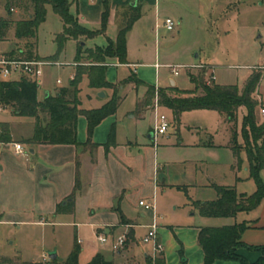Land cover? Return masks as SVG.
Listing matches in <instances>:
<instances>
[{
  "label": "rangeland",
  "instance_id": "obj_1",
  "mask_svg": "<svg viewBox=\"0 0 264 264\" xmlns=\"http://www.w3.org/2000/svg\"><path fill=\"white\" fill-rule=\"evenodd\" d=\"M21 4L26 6L27 9L25 12L22 10V14L25 17L28 13L32 12L31 2L30 0H22ZM159 7L160 15L157 21L159 23V30L157 33H155V30H151L154 18L153 9L145 7V12L148 15L141 22L135 24L130 34L127 35L129 39L130 60H138L144 63L136 67L138 76L140 77L142 75L149 82L156 81L155 70L150 65L156 59L159 63L169 65L183 64L189 66L194 63H200L209 65V68L205 69V79L208 78L209 74H214V79H212L213 83L234 85L241 92L251 68L260 63L264 57V0H159ZM46 10V18L37 29L34 53L36 54L37 50L38 58L58 61L62 64L43 66L42 75L39 80V84L41 83L40 93L45 87L49 88L56 84L57 79L61 81V84H57V86L64 84L68 86L71 81L70 71L72 68L75 71L77 65L89 64L86 59H82L79 62L75 61L78 42L74 39L66 40L62 49H58L56 35L61 31L62 21L50 5L46 7ZM130 10L131 7L128 6L118 11L119 26L123 24L124 15L129 13ZM71 11L74 14V11ZM138 12L141 14L142 11L138 9ZM166 17L171 18L175 23L171 31H166L162 27L163 20ZM117 31V27L109 26L103 33H98L92 38L83 40L81 44L83 42L85 48L94 46L95 44L100 46L105 45L107 38L115 40ZM24 44V40H19L13 49L24 47ZM0 50L4 51L1 46ZM73 61L77 63L75 66H71ZM115 64H108L107 67L115 66ZM212 65L214 66L213 68ZM134 69L133 66L130 69L126 66H118L113 69V72L118 79L124 81L129 75H135ZM202 70L200 68H181L178 70L179 74L174 76L169 72L171 68L160 67L158 69V78L160 82L163 80L167 82V77L171 76L178 82L180 87L190 88L194 85L188 80L189 75L193 74L199 77ZM253 70H259L261 73L264 71L261 68H254ZM72 75L74 76V73ZM166 86H169V84H166ZM80 87L81 90L85 88V86L83 88L82 83H79ZM59 88L55 87L51 89L48 97H53ZM157 89L158 87L155 86V90ZM101 90H104L106 95L111 97L112 91L108 89ZM147 92V88H141L140 95H143L140 97H144ZM260 92L264 97V73L260 81ZM135 98L136 94L133 91L127 92L126 98L117 110L118 118L123 117L127 111L134 109ZM153 99L155 101V98ZM37 100L38 102H43L44 96L37 97ZM78 108L83 107L80 105ZM260 108H264V105H260L259 103L256 107V112L261 122L264 116L260 114ZM9 111L11 109L5 107L2 112L7 113ZM160 114H164L169 121L166 134L158 135L155 138V147L157 148L158 154L157 162L161 166L163 163L174 162V164L178 165V168L182 167V169L185 168L187 170L195 169L196 179L199 180L203 178L202 173L199 175V169L205 171V168L201 164L194 168L193 165L192 167L182 166L181 163L184 164L183 162L186 160L196 163L203 159L208 163L206 168H211L212 170L207 174L213 182L234 187L237 193H246L248 195L255 191V181L244 170V167L247 166L245 151H241V165L235 175L230 171L229 161L231 157L227 151H206L205 153L204 150H199L197 147L190 145L181 146L179 144L180 142H198L199 138L204 139V130L214 134V141L220 142L224 136L221 132L214 133L219 127V115L217 112L208 109H192L182 112L176 120L173 111L165 106L157 107L156 110L148 109L143 113L142 118L135 119L129 123L135 130L136 140L138 142H150L147 137L148 131L155 127V117ZM245 114L246 108L240 106L237 111L238 124H241ZM0 115H2L1 112ZM26 119L24 118L23 122H21L23 124H21L19 123L21 119L14 116L9 118L14 123L13 128L19 131L14 134L13 140L24 143L25 139L30 136L29 132L27 133L29 130L27 127L29 128L32 125L33 131L35 119L34 117L30 118L31 121L28 118ZM39 119L44 125L48 121L46 112L39 111ZM26 121L30 122L26 123ZM128 122L129 119L127 120ZM187 125L191 126L187 127ZM194 126L202 128V131H198V133L194 132L191 135L187 132V129L192 130L195 128ZM26 150L28 155H30L29 150ZM177 167L174 168L177 169ZM259 175L264 186V168L260 171ZM177 179V182H180L183 178L178 174ZM125 191V195H133L129 197L130 202L126 201V199L122 200L124 208L127 209V212L131 216H136L137 208L133 204L137 203L138 199H154L157 213L164 217L163 220L160 219L158 221L157 243L162 245L158 237L162 227L180 226L185 229L184 234L182 233L181 237H179L184 240L183 246L177 242L173 231L170 235L169 233L167 234L168 264H189V261L193 260L194 250L191 247V231L194 226L198 224L219 223L229 221L226 219H230L207 218L199 214L198 209L189 197L193 196L194 193L197 195H207L210 193L209 190L204 193L201 190H192L190 187L188 190L177 187L166 189L161 187L156 188L152 177L145 174L143 177H138L137 182ZM235 216L237 223L244 222L250 225L253 222L261 223L264 217V199L255 208L247 211H239ZM84 221L85 219H80V222ZM150 221L151 217L148 215L144 221L139 222L149 223ZM75 229L74 225L69 224L55 226L33 225L22 229L12 225L0 226V254L22 256L25 262L23 264H47L51 260L49 258L50 248L56 246L60 254L66 252L73 243L74 235H76ZM248 229H251V226L246 228L245 231H248ZM259 229L261 230L258 232L255 230L250 231L254 240H262L264 237L262 234L264 233V227ZM146 231L147 228L140 227L136 228L135 233L139 237ZM123 234L125 235V233ZM78 237L82 239V245L98 244L94 231L88 225L78 226ZM141 244L151 247V243H147L146 245L144 243ZM242 249L249 252L250 255L254 254L253 257H249L251 258L250 260L246 258L248 257L247 255L244 256V254L238 251L248 261H253L257 258V251L248 249L247 247H240L238 250L242 251ZM163 252L164 247L162 245V250L157 254ZM191 254L192 256H189ZM42 255H45L48 261H43L41 258ZM150 258H152V255H150ZM235 261L239 262L238 260Z\"/></svg>",
  "mask_w": 264,
  "mask_h": 264
},
{
  "label": "crops",
  "instance_id": "obj_2",
  "mask_svg": "<svg viewBox=\"0 0 264 264\" xmlns=\"http://www.w3.org/2000/svg\"><path fill=\"white\" fill-rule=\"evenodd\" d=\"M7 1L10 0H0V18H6L10 21L9 27L6 31V36L0 40V46L6 52L12 50L14 45L19 42V40L14 37L13 22L24 19L30 15L28 13L27 16L24 17L22 14V10L23 12L27 10L26 6L21 4L22 1H15L16 3L11 5L12 10L7 13L5 7ZM70 3H72L70 6V11H74V15L77 17L79 23L90 29L99 28L101 13L103 10V0H72ZM128 6L131 8H139L142 11L140 17L133 23L132 27L138 22H141V20L148 15L145 12V7H148V9H153L154 18L151 30H155V33L158 32L159 23H157V21L160 15L159 0H108L109 15L106 30L109 26H115L118 29V11ZM162 27L166 31H171L167 30L164 25H162ZM131 29L128 31L127 35L130 34ZM105 35L107 36L106 33ZM128 40L129 39L127 36V62L117 63L112 61L108 63L116 64L115 66L107 67L106 79L111 83L118 84L122 81L121 79L117 78L113 72V69L118 66H126L130 69V67L133 66L135 68V77L142 81L143 84L135 86L133 82H127L123 86H119L121 89L120 93L122 99L115 113L105 117L97 126H95L90 137V143L86 142V119L83 115H79L76 125V139L78 144L39 143L29 146L26 143L20 142L25 149L29 150L28 152H30V155H28V153L25 155L16 154L13 151L12 146L9 144L10 142H3V144L0 145V226L12 225L22 229L24 227L33 225H74L76 228V235L74 236H76L77 242L80 245L78 264H86L91 259V257L98 252L103 254L106 259L112 260L116 264H146L148 258H150L151 255V247L141 244L143 243L141 238L145 233L138 237L135 233V230L136 228L140 227L146 229V225L148 223L139 221H144V219L147 218L148 213L138 206L137 203H135L133 205L137 208L136 216H131L127 212V209L124 208L122 202L123 199H126V201L130 202L129 197L133 195H125L124 193L128 187H132L137 182L138 177H143L145 174L150 175L155 183L156 188L161 187L166 189L177 187L188 190L190 187L192 190H201V192L204 193H206L207 190L210 191V193L207 195H197L194 193L193 196L189 197L192 203L194 201L215 199L217 197V193L214 185H223L213 182L208 177L207 173H210L212 170L211 168H206L208 163L203 159L196 163L193 161L191 162L190 160H186L183 162L184 164L181 163L182 166L192 167L193 165L194 168L201 164L203 168H205V171L199 169V175L201 173L203 174V178H200L199 180L196 179L197 177L195 169L187 170L185 168L182 169L180 166V168H178V165L174 164V162L163 163L161 166V164L157 162L158 154L157 148L155 147V138L158 135H165L167 131L165 133L159 134L154 131V128L149 129L147 137L150 142L141 143L136 140L135 130L131 124L129 125V123L135 119L142 118L143 113L148 109L156 110L157 107H162L158 104L155 106V101L153 99L150 104L144 107L143 111H138L136 104L138 100L143 98L140 97L143 95H140L141 88L146 89V85H152L162 88L171 86L176 87L179 90H189L193 87L182 88L171 76L167 77V82L165 80L160 82L158 78V69L160 67H169L165 66L166 64L159 63L157 59L150 64L155 70L156 81L149 82L145 80L142 75L139 77L136 67L137 65H143L144 63L138 60H130ZM95 46H97V44L88 48H93ZM36 54L38 55L37 50ZM262 60L260 63L251 68L248 76L251 74L252 69L256 68L262 63ZM74 62L75 61L72 63ZM156 63L161 64L162 66L155 67ZM71 66L75 65L71 64ZM70 72L71 79V76H73L72 73L75 71L72 68ZM263 73L264 71L262 72V75ZM17 79H19V76L14 75V77L12 76L10 80ZM58 80L59 79L56 80V84L53 86H50L49 88L45 87L41 93L39 92L41 83L39 84L40 81H38L37 97L39 98L40 96H47L49 91L55 87L67 86L65 84L57 86V84H61L60 80L57 82ZM260 81L253 96L258 100L260 105H264V97L260 92ZM81 83L83 84V88L85 86V90H81V87L79 88V100L81 102L80 105L84 109L100 107L109 100L110 96L108 97L104 90L88 87L86 76H83L80 84ZM166 84H169V86H166ZM108 90L112 91L111 89ZM100 91L104 92L103 97L98 95ZM130 91H133L136 94L134 102L135 107L133 110L127 111L125 115H123L124 118L122 116L121 118H118L117 110L126 98L127 92ZM168 93L173 95L175 92L173 90H168ZM1 113L2 115H0V124L5 123L8 125V129L12 137L11 142L15 141L13 140L14 134L18 133L19 131H16L13 128L14 123L11 122L9 118L14 116L18 119H21L19 121V123H21L23 122L24 118H28L31 121V117L18 116L13 114L12 111ZM217 113L219 115V127L214 133H222L224 137L220 142L214 141V134L203 129L204 139L199 138L198 142H180L179 144H181V146L190 145L197 147L199 150H204L205 153L206 151H227L231 157L229 161L230 171L236 175L241 165L240 154L241 151L244 150L239 151L238 157L233 153L230 147L232 123L226 121L223 114L219 112ZM260 114L264 116V113H261V111ZM256 117L259 120L257 112ZM128 119L129 122L127 123ZM30 121H26V123H29ZM262 121H264V117H262L261 122ZM112 126L115 129L114 141L112 143H108V136ZM190 126L191 125H187V127ZM194 127L195 128L192 130L187 129V132L192 135L194 132L198 133V131H202V128L198 126ZM240 127L241 124H238L237 121L235 130L238 134L240 132ZM27 129H29L27 133L29 132L31 135L32 125L29 128L27 127ZM237 141L242 143L240 134L237 137ZM238 159L240 160L239 164L237 162ZM174 167H177V169ZM244 170L248 172L247 166L244 167ZM178 174L183 178L180 182H177ZM76 177L78 180L77 185ZM67 203H71L70 210H57L59 205L64 206ZM160 216L163 220L164 217L162 215ZM235 217L236 216L207 217L230 219H226L229 221H223L219 223L203 225L198 224L192 228L191 247L194 250V258L192 261H189V264H200L203 260V252L197 243L199 229L204 226L217 227L237 223ZM80 219H85V221L80 222ZM79 225L90 226L94 231L95 239L96 234L101 232L106 234L110 240H114L117 236L125 233L127 235V242L125 243L124 247L116 253L110 250L108 243L101 244L97 239V245H82V239L78 237ZM166 227H162L160 229L161 233L158 237L164 247L163 255L165 257L166 264H168L169 252L167 248V234L169 233L170 235L173 231L175 238H177V242L183 246L184 240L179 237H181L182 233L184 234L185 229L180 226ZM261 227H264V217L261 223L253 222L251 229L243 232L242 240L247 244H264V237L262 240H254L253 235L250 233L252 230L257 232L260 231L261 229L259 228ZM262 234L264 236V233ZM144 244L146 245L147 243ZM72 245L73 243L63 254H60L56 246H52L49 252L54 251L57 254L58 260H64L71 251ZM238 251L241 254H244V256L247 255L248 257L246 258L250 260L251 258L249 257H253L254 255H250L249 252L243 249L242 251ZM258 255L259 253L257 254V257ZM43 256L45 255L41 256L42 260ZM189 256H192V254ZM43 261H48V258ZM23 263L25 262L22 256L0 254V264ZM212 264H239V262L235 260H215Z\"/></svg>",
  "mask_w": 264,
  "mask_h": 264
},
{
  "label": "trees",
  "instance_id": "obj_3",
  "mask_svg": "<svg viewBox=\"0 0 264 264\" xmlns=\"http://www.w3.org/2000/svg\"><path fill=\"white\" fill-rule=\"evenodd\" d=\"M15 1L10 0L5 4L7 13ZM32 12L24 19L13 22L14 37L24 40V47L8 51L11 57L34 59L38 58L34 53L35 38L38 26L46 18V7L51 6L53 11L59 15L62 21V29L56 35L58 49L68 39L78 41L75 61L86 59L88 65H77L70 84L60 87L53 97L45 96L43 102L37 100L38 83L26 77L17 80L0 81V102L9 107L13 114L24 117H34L35 122L31 135L24 143L29 146L34 144H78L76 139V125L79 115L86 119L87 143L95 126L105 117L114 114L121 99L120 85L133 82L135 86L142 83L135 75H129L124 81L114 84L106 79L108 63H126V36L133 23L140 17L139 8H131L124 15L123 24L118 27L115 40L107 38L102 46L85 48L81 41L92 38L98 33H103L107 26L109 8L108 0H103V10L98 29H90L78 22L77 17L70 12L69 0H30ZM10 21L0 18V40L6 36ZM36 55V56H35ZM205 69L200 72L199 77L189 75V81L193 88L179 90L176 87L162 88L146 85L147 93L138 100L137 109L143 111L153 98L158 105L165 106L173 111L177 120L180 114L192 109L215 110L224 115L226 121L232 123L230 147L238 157L240 150H244L247 158V169L249 176L256 183V189L251 194L237 193L234 187L226 185H214L217 197L212 200L194 201L193 204L202 216L207 217H233L239 211H247L255 208L264 199V186L260 178V171L264 168V121L260 122L256 117V107L259 105L254 98V92L262 76L261 71L253 70L248 76L241 92L234 85L218 84L211 82L207 84ZM86 76L88 87L97 89H111L112 94L108 101L97 108H78L81 104L78 93L79 83ZM173 90V95L168 90ZM155 96V97H154ZM240 106L246 108V114L242 118L240 136L242 143L237 141L238 133L235 130L237 123V111ZM39 111L46 112L48 121L43 125L39 119ZM2 125V126H1ZM0 141L11 142L8 125L0 124ZM115 129L112 126L108 136V143L114 141ZM238 164L240 160L238 159ZM76 177V185H77ZM57 210H70L71 203ZM250 224L244 222L222 225L217 227H201L197 235V243L203 252V260L200 264H212L215 260H238L240 264H264V244L248 245L243 242L242 234ZM129 234V233H128ZM129 236V235H128ZM127 237V235H126ZM127 242V238L125 243ZM125 245V244H124ZM124 247V246H123ZM240 247H247L259 253L253 261H248L238 253ZM80 245L74 236L72 249L64 260L51 259L47 264H78ZM86 264H116L108 260L101 253L94 254ZM146 264H166L163 253L148 258Z\"/></svg>",
  "mask_w": 264,
  "mask_h": 264
},
{
  "label": "built area",
  "instance_id": "obj_4",
  "mask_svg": "<svg viewBox=\"0 0 264 264\" xmlns=\"http://www.w3.org/2000/svg\"><path fill=\"white\" fill-rule=\"evenodd\" d=\"M12 10V8H11ZM163 25L167 30H172L174 28V21L167 17L163 21ZM51 64H57L61 65L62 63L58 61H53L49 59H43V58H34V59H25V58H17V57H11L8 52L0 50V81H7L10 80L13 75H17L20 77H26L28 79L34 80L38 83V81L41 78L42 75V69L43 66L51 65ZM73 65H76L77 63H72ZM162 66L161 64L156 63L155 67ZM165 66L171 68V72L174 76H177L179 74V69L181 68H200V69H207L209 68V65L205 64H191L189 66L183 65V64H176V65H169L166 64ZM214 66L212 65V68ZM256 68L264 69V58L262 60L261 65L257 66ZM73 76H71V79ZM214 79V74H209L208 78L206 79L207 84H210ZM59 82V80L57 81ZM157 102L155 99V106ZM5 109V106L0 102V112H2ZM261 113H264V108H261ZM169 127V121L166 118L164 114L157 115L155 117V127L154 131L156 133H165ZM1 131V130H0ZM3 144V142L0 141V145ZM12 146L13 151L16 154L25 155L27 154V150L24 148L22 143L20 142H10L9 143ZM138 206H140L144 211L148 213V215L151 217V221L146 225L147 231L142 236L141 241L143 243H151V255L152 259L156 256L160 250H162V245L160 243H157V228H158V221L161 219V216L156 211V206L154 199H140L137 202ZM126 234H122L117 236L114 240L108 239V236L104 233H97L96 239L101 244H109V248L112 252L116 253L119 252L120 249L123 248L125 241H126ZM47 257L43 256V260H46Z\"/></svg>",
  "mask_w": 264,
  "mask_h": 264
},
{
  "label": "water",
  "instance_id": "obj_5",
  "mask_svg": "<svg viewBox=\"0 0 264 264\" xmlns=\"http://www.w3.org/2000/svg\"><path fill=\"white\" fill-rule=\"evenodd\" d=\"M98 95H99L100 97H103V96H104V92H103V91H100V92L98 93ZM49 258H50V259H56V258H57V254H56L54 251L49 252Z\"/></svg>",
  "mask_w": 264,
  "mask_h": 264
}]
</instances>
